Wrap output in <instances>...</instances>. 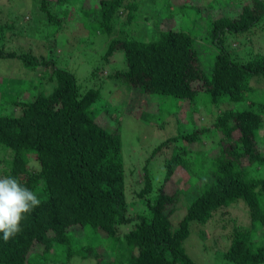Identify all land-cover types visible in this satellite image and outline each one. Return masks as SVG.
Returning <instances> with one entry per match:
<instances>
[{"label": "trees", "instance_id": "1", "mask_svg": "<svg viewBox=\"0 0 264 264\" xmlns=\"http://www.w3.org/2000/svg\"><path fill=\"white\" fill-rule=\"evenodd\" d=\"M37 1L47 22L60 21L53 9L64 0ZM87 1L81 2V8ZM94 1L95 7H87L99 33L113 32L117 16H123L125 26L131 24L140 4L138 0ZM171 8L167 17L175 18L179 26L164 29L160 20L158 35L151 40L126 32L111 39L103 59L114 61L120 53L125 67L108 72L107 78L141 93L169 95L191 105L200 92L207 94L210 105L226 100L245 103L243 108L218 112L211 127L193 126L154 147L142 167L136 200L130 202L120 120L108 107L101 111L95 106L103 86L81 90L75 75L56 67L50 57L0 46V58L18 59L33 71L50 68L44 77L53 86L50 93L32 99L4 100L19 109L18 114L0 112V153L5 155L0 156V175L18 178L41 199L26 215L21 232L7 242L0 233V264H71L75 257L95 264H201L187 253L184 241L195 224L205 225L217 210L240 199L248 208L250 227L233 231L222 256L232 264H264V150L260 147L264 101L251 95L256 88L252 80L264 82V53L240 62L228 43L232 34L264 23V0H246L233 13L208 18L199 5ZM187 10L207 21L205 36L217 48L210 73L204 71L195 38L179 18ZM11 28L10 23L0 24L1 32ZM101 119L114 122L115 128L108 129ZM210 131L219 138L211 152L209 173L201 175L207 162L197 164L193 154L202 150L191 147L190 153V145L201 144ZM166 146L171 152L163 159L158 184L148 164ZM253 166L262 168L263 174L253 175ZM179 167L188 176L190 171L193 189L168 193L165 186ZM182 196L185 211L174 223Z\"/></svg>", "mask_w": 264, "mask_h": 264}, {"label": "rangeland", "instance_id": "2", "mask_svg": "<svg viewBox=\"0 0 264 264\" xmlns=\"http://www.w3.org/2000/svg\"><path fill=\"white\" fill-rule=\"evenodd\" d=\"M82 1L64 0L62 4H57L53 11L59 14L61 19L59 22L49 23L46 15L38 9L37 0H0V24L10 23L13 26L8 32L0 30L2 37L0 46L38 57L41 55L50 57L56 67L66 69L75 75L81 90L103 86L95 106L101 111L108 107L120 120L127 200L130 202L136 200L135 194L143 180L142 167L145 159L151 156L154 147L167 138L191 131L193 126L211 127L218 112L226 108H243L245 102L226 100L218 105H210L207 94L200 92L196 103L191 105L187 100L169 95L145 94L136 88L130 89L120 80L107 78L108 72L125 67L120 53L115 54L114 61L107 62L103 59L109 42L113 37L124 35L125 32L139 40H151L158 35L156 24L160 20V27L164 29L179 26L175 18L167 17L172 11L171 7L181 4L199 5L202 7V15H207L208 18L233 13L246 0H138L139 9L133 16L132 23L125 26V19L124 22L121 21L123 16H117L111 33H99L95 30L96 20L94 16L90 18L88 7H95L96 2L89 0L86 2L88 7L81 8L84 6L81 4ZM168 3L171 4L169 8ZM179 18L184 29L195 38L198 57L204 71L210 73L217 48L205 36L207 21L188 10ZM228 43L230 50L240 62L251 59L258 52L264 53L263 20L249 32L232 34ZM50 70L44 67L33 71L18 59L0 58V112L3 110L4 113H19V109L15 110L11 104L5 103L4 100L9 97L28 100L39 93H50L53 86L51 83L48 84L44 77ZM94 70H98V74L92 77ZM258 80L259 78L252 80V85L256 88L251 95L254 100L264 101V82ZM100 123L108 129L115 128L114 122L101 119ZM261 134L264 135V130ZM218 138L217 132L214 134L210 131L202 138L201 144L190 145L194 150H202L199 154L197 152L193 154V158L198 160L197 164L207 162L200 170L201 175L209 173L210 159L214 155L211 152ZM260 147L264 150V140ZM170 149L169 146L163 147L161 153L156 154L148 164L150 171L155 174L153 175L155 183L159 184L162 178L163 159L170 155ZM0 156L5 155L0 153ZM2 167L0 164V169ZM251 169L253 175L263 174L260 167L253 166ZM193 171L194 167L191 169V172ZM188 173L191 176L190 171ZM189 176L182 167L177 168L166 184L165 191L173 193L176 190L192 188L193 182L192 180L188 182ZM180 194L182 195V192ZM242 201L240 199L229 207L217 210L205 225L193 226L190 236L184 241L186 251L193 259L201 264H232L223 258L222 251L228 247L236 228L250 227L249 211ZM178 205L179 209L173 215L174 223L185 211L183 196ZM135 209L132 208V211ZM70 263L95 264L93 260L80 261L78 257L72 259Z\"/></svg>", "mask_w": 264, "mask_h": 264}, {"label": "clouds", "instance_id": "3", "mask_svg": "<svg viewBox=\"0 0 264 264\" xmlns=\"http://www.w3.org/2000/svg\"><path fill=\"white\" fill-rule=\"evenodd\" d=\"M41 204L38 195L12 175H0V233L7 242L21 232L27 214Z\"/></svg>", "mask_w": 264, "mask_h": 264}]
</instances>
